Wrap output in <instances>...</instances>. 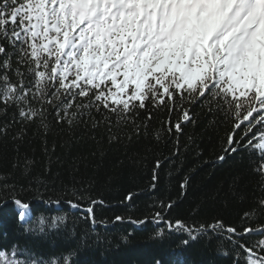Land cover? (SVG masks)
I'll use <instances>...</instances> for the list:
<instances>
[{
    "label": "snow or ice",
    "instance_id": "6c2138e0",
    "mask_svg": "<svg viewBox=\"0 0 264 264\" xmlns=\"http://www.w3.org/2000/svg\"><path fill=\"white\" fill-rule=\"evenodd\" d=\"M201 124L225 127L216 162L247 161L260 195L239 224L221 215L198 225L167 220L172 200L153 204L151 218L169 233H185L184 248L215 237L224 241L218 255L230 264H264V0H0V140L10 139L17 152V163L0 173V208L14 206L25 235L54 230L69 242L63 252L46 255L0 231V264H89L81 257L100 251V237L90 244V232H80L77 221L97 225L96 209L106 202L92 196L94 179L77 180L81 164L91 158L99 171L114 146L159 143L165 134L176 137L172 156L179 155L185 128ZM30 131L47 157L40 173L32 158L19 163ZM189 140L186 147L196 144ZM66 164L71 187L59 171ZM161 166L156 158L152 190ZM242 179L233 177L234 194ZM188 182H181V196ZM49 191L63 195L46 199ZM26 192L42 204L63 201L71 216L81 215L71 221L69 213L34 216ZM139 194L128 191L121 205ZM199 213V206L192 209ZM147 219L115 215L112 223Z\"/></svg>",
    "mask_w": 264,
    "mask_h": 264
},
{
    "label": "trees",
    "instance_id": "16d2710c",
    "mask_svg": "<svg viewBox=\"0 0 264 264\" xmlns=\"http://www.w3.org/2000/svg\"><path fill=\"white\" fill-rule=\"evenodd\" d=\"M206 123V122H205ZM154 127H159V121ZM35 131V129H33ZM225 135V127L218 130H206L204 125L193 129L191 125L185 128L184 134L179 137V155L172 156L176 150V137L169 138L167 134L159 142L143 141L127 149L115 146L104 158L102 168L97 171L95 161L89 160L85 167L80 166V173L77 180L94 179L91 194L94 198L103 199L104 207H97V225L86 224L77 221L80 232L89 231L92 239L90 244L95 245L97 234L100 237L101 248L98 253L87 252L81 257L89 264H155L160 260L162 264H230L229 260L218 255L217 249L224 246V241L213 237L209 240L204 237L184 248L181 242L186 239V234L173 231L169 233L164 224H157L153 221L152 205L159 206L161 201L167 203L175 201L174 206L166 213V219H181L189 224L195 222L197 225L210 220L215 215H221L225 220L241 223L240 217L245 211L252 208L255 199L260 195L258 180L259 177L251 172L247 161L240 162L238 159H227L223 163H217L216 157L222 152V137ZM189 136L196 140L195 145H190ZM28 138L31 143L25 142L19 148V163L23 164L27 156L35 161L34 171H43L47 157L43 154L42 140L40 137H33L32 131ZM52 137H49V145ZM57 139V153L62 149ZM198 145V146H197ZM87 154V146L83 149ZM171 157V159H165ZM156 158L162 162L159 171L157 189L152 190L151 173L155 167ZM17 163V152L13 148L10 139L0 140V173L9 172L12 164ZM57 166L53 165V171ZM59 171L65 178V182L71 187V174L66 164ZM241 175L243 179L240 186L236 188L235 194L231 188L234 176ZM185 177L189 178L186 188V195L181 196L180 184ZM110 178V179H109ZM57 182L56 188L59 189ZM128 191L140 193L127 207L121 205L120 201ZM59 191H49L45 198L51 196L55 199L62 196ZM26 202L32 206L34 216L41 212L45 216L69 213L70 221L81 213L77 212L71 216L70 210L63 201L61 204H42L33 198L32 193L23 194ZM65 197L64 199H67ZM199 206V215H193L192 209ZM115 215H123L126 218L144 219L145 223L133 225L128 222L112 223ZM264 223V217L260 218ZM255 227L256 224H253ZM0 231H7L10 241H20L35 248L46 255L51 252L61 253L68 247V240L63 235L56 234L51 230L49 235L33 236L25 235L20 231L14 213V206L9 204L0 208ZM163 231L164 235L155 238L156 233ZM131 233L127 240H123L126 234ZM39 237V238H38ZM261 237L253 236L252 240Z\"/></svg>",
    "mask_w": 264,
    "mask_h": 264
}]
</instances>
